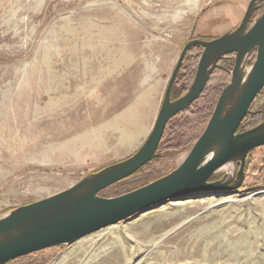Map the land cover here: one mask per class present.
I'll return each mask as SVG.
<instances>
[{"label":"rangeland","instance_id":"rangeland-1","mask_svg":"<svg viewBox=\"0 0 264 264\" xmlns=\"http://www.w3.org/2000/svg\"><path fill=\"white\" fill-rule=\"evenodd\" d=\"M250 1L0 0V218L133 155L185 44L235 29ZM251 111L264 113V87ZM204 123L186 129L182 147L156 152L157 164L98 195L169 174ZM224 175L230 165L211 181ZM6 264H264V146L248 153L233 193L182 196Z\"/></svg>","mask_w":264,"mask_h":264},{"label":"water","instance_id":"water-1","mask_svg":"<svg viewBox=\"0 0 264 264\" xmlns=\"http://www.w3.org/2000/svg\"><path fill=\"white\" fill-rule=\"evenodd\" d=\"M257 4H259L257 6ZM264 0H251L240 24L209 41L191 40L183 47L169 79L155 123L141 147L127 159L91 174L51 197L20 206L0 218V264L58 246H69L106 227L127 221L167 201L202 193L237 191L244 180L248 153L264 146V120L242 130L241 123L264 87ZM202 48L193 81L181 97L170 92L187 52ZM255 61H245L252 50ZM233 54L234 64L203 132L183 161L169 174L128 193L104 198L98 193L131 177L158 157L157 149L168 121L202 93L218 62ZM248 69L246 76L245 70ZM208 161L202 163L207 155ZM232 175L211 181L223 167ZM234 176V178H233Z\"/></svg>","mask_w":264,"mask_h":264},{"label":"trees","instance_id":"trees-1","mask_svg":"<svg viewBox=\"0 0 264 264\" xmlns=\"http://www.w3.org/2000/svg\"><path fill=\"white\" fill-rule=\"evenodd\" d=\"M257 10L253 14L254 18H256V15L260 13ZM201 53H202V48L199 46L192 47L188 51L189 57L184 58L183 64L185 65L182 67V69L176 76L174 83L172 85L170 92L171 98L179 97L181 94H183V92H185L188 89L194 77L195 69H196L195 66L200 58ZM255 58H256V50L254 49L249 53L246 65L247 66L251 65L255 61ZM233 64H234L233 54L226 55L218 62V66L211 74L200 96L190 106H188L183 111L179 112L177 115H175L173 118H171L168 121L165 130L163 132L161 141L159 143L157 152L161 151V153L166 155L169 152H172V150H174L175 148L182 147L184 144V139H185L184 135L186 129L187 130L190 129L191 131L192 128H195L193 127V125L196 126L197 124H201L204 120L205 123L208 122L213 112L216 101L221 93L223 84L229 76L228 71L232 69ZM191 119L192 120L194 119L192 121L194 124L192 122L189 123ZM263 120H264L263 112L251 111L249 115H247L242 121L241 129L242 130L250 129L256 126L257 124H259L260 122H262ZM198 136L193 140L190 147L193 146L195 141L198 139ZM159 161L160 159L152 160L144 167H142L138 171V173L152 164H157Z\"/></svg>","mask_w":264,"mask_h":264},{"label":"bare ground","instance_id":"bare-ground-1","mask_svg":"<svg viewBox=\"0 0 264 264\" xmlns=\"http://www.w3.org/2000/svg\"><path fill=\"white\" fill-rule=\"evenodd\" d=\"M259 4H257V6H258ZM245 13V12H244ZM254 14V13H253ZM253 16V15H252ZM243 18V17H242ZM242 20V19H241ZM241 22V21H240ZM246 62V61H245ZM216 69V68H215ZM247 72H248V70L246 71L245 70V72H244V75L246 76V74H247ZM263 89V88H262ZM261 92V91H260ZM259 92V93H260ZM259 95V94H258ZM244 120V119H243ZM241 126V125H240ZM210 157H211V154H209V155H207L206 157H205V159L202 161V163H204V162H206V161H208L209 159H210Z\"/></svg>","mask_w":264,"mask_h":264}]
</instances>
